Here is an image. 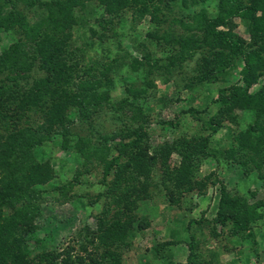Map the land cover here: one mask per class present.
<instances>
[{"label":"rangeland","instance_id":"374dc122","mask_svg":"<svg viewBox=\"0 0 264 264\" xmlns=\"http://www.w3.org/2000/svg\"><path fill=\"white\" fill-rule=\"evenodd\" d=\"M29 1L7 0L3 4L0 0V21L4 17L16 19L7 31L0 26V55L14 42L25 39L18 21L27 20L31 24L44 16L45 9L40 2L50 0H35L28 4ZM154 1L151 3L157 6L158 24L151 23L152 6L146 7L142 18L133 17V7L124 8L104 28L98 24L100 15L102 13L101 19L109 17L99 0H84L81 4L84 6L72 9L82 22L76 21L68 29V47L77 49L75 53L80 54L78 67L81 69L71 72L69 85L76 88L83 76L84 79L96 77L98 83L103 78L108 80L104 89L108 91L109 99L107 103L98 101L102 87L82 91L77 102L89 116L80 124L76 120L73 125L68 124L71 147H61L62 136L59 134H54L49 142L38 148L34 147L35 159L51 164L53 178L49 185L37 186L40 195L35 202L37 212L33 223L38 228L28 238L27 244L31 246L28 253L47 251L59 264L66 254L68 264H264V148L257 145L240 148L236 141V135H243L244 126L253 118L250 110L231 108L220 128L209 135L206 155L198 151L183 160L178 149L172 150L165 167L159 166V159L144 169L130 161L125 169H120L118 181L113 178L101 180L104 161L114 154L111 146L107 150L100 148L102 136L116 129L132 131L141 125L144 137L138 145L145 146L146 154L151 155L182 134L186 137L207 135L210 130L205 127L204 120L218 107L212 103L217 90L225 88L228 92L236 83L240 92L244 85L240 76L242 69L235 67L240 64V57L226 59L224 66L215 64L213 58L217 52L226 53V48H208L210 36L206 35L202 40L204 32L199 27L183 29L176 22H188L191 15L201 10L206 17H213L217 11L216 0H184V4L175 2L174 6ZM241 1L240 5L250 2ZM251 3L264 7V0H252ZM237 16L231 19L233 32L245 41L247 50L264 56V51L258 48L260 39L257 44L251 42L247 37V20ZM148 30L156 31L159 36L168 31L172 37H185L184 51L180 44H155L146 36ZM191 36L196 43L187 40ZM31 48L32 44H28L25 50L29 52ZM148 51L153 59L158 58L157 64L163 65L168 56L182 53L184 57H178V65L169 67V71L163 68L150 72L127 71L125 64L134 58L142 59ZM201 57L210 60L216 73L213 81L198 78L211 74L207 73L208 68L201 66ZM110 62L112 67L106 69L105 65ZM84 66L90 67L88 75L74 79L76 72L84 73ZM43 74L37 58L31 60L23 77L17 78L16 72L1 69L0 113L8 112L9 104L14 101L12 98L16 100L17 93ZM7 76L14 79H7ZM144 80L151 86L146 94L129 98L127 103L130 104H121L124 88H141ZM262 84L251 86L249 91ZM8 94L12 98H8ZM111 103L120 107L113 108ZM76 106L80 108L78 104ZM188 107L196 108L201 120L196 122L188 113H181ZM132 109L138 111L135 112L137 118H132ZM31 118L40 121L37 115ZM0 119L3 118L0 116ZM168 121H177V125L172 127L166 123ZM78 136L90 138L98 145L89 153L88 160L72 149ZM134 151L135 147L128 149L118 159V165L123 164L127 156H134ZM224 192L238 202L221 209L218 198ZM16 203L18 208L20 202ZM250 209L258 213L259 218L249 220L247 211ZM219 211L234 216L238 228H232L229 221L222 224ZM100 220L101 230L98 229ZM115 222L124 227L120 236L113 241L100 240L103 228ZM18 257L20 263L26 258L24 254Z\"/></svg>","mask_w":264,"mask_h":264},{"label":"trees","instance_id":"16d2710c","mask_svg":"<svg viewBox=\"0 0 264 264\" xmlns=\"http://www.w3.org/2000/svg\"><path fill=\"white\" fill-rule=\"evenodd\" d=\"M34 1L30 0L28 4ZM83 1L50 0L40 2V5L44 6L45 9L44 16H41L31 24H28L27 20L25 22L18 21L20 31L25 39L14 42L4 49L0 55V71L1 69H7L9 72H16L17 78L23 77V72L27 71L32 59L37 58L44 71L42 76L31 80L26 89L21 93H17L16 100L8 94V98H12L14 101L9 104L8 112L0 113V116L3 118L0 119V264H59L47 251H41L33 255H29L28 253L31 248L29 243L27 244L28 238L38 228L33 223L34 215L37 212L35 202L40 195V190L37 189V186H47L53 178L51 164L45 160H36L33 150L41 146V144L49 142L54 134L62 136L61 147L63 149L71 147L68 144V132L70 129L67 128L68 124L75 120L77 123L86 121V118L89 116L83 105L77 102L78 95L82 91L98 90V88L102 87L103 89L98 93V101H106L107 103L109 99L108 91L104 89L107 86L108 80L102 78L101 82L98 83L96 77L91 79L86 77L84 79L83 76L82 79L81 75H88L89 66L82 67L83 74L79 72L75 73L74 79H82L78 85H75L76 88L69 85V81L72 79L71 72L73 70L80 71L81 68L79 69L78 67L80 54L75 53L77 49L74 50L68 47V39L70 37L68 29L76 21H79L72 9L78 5L80 8L84 6L81 5ZM99 1L103 5L104 12L107 13V17H109L101 19V13L100 22H98L101 28L106 27V24L110 23L112 17L128 7H133V11L135 12L133 13V17L139 16L142 18L147 10L146 7L152 6V13L149 14L152 20L151 23L158 24L160 22L156 14L157 6L151 3L154 0ZM239 1L242 2L241 0H216L217 11L213 17H206L201 10L195 15H191L188 22L176 20L183 29L199 27L204 32L202 40L204 36H210L208 48H226V53L217 52L216 57L213 58L215 64L224 66L227 64L225 63L226 59H230L232 56L240 57V64L236 65L233 62L232 67L235 65V67H241L240 76L244 85L240 92H238L239 85L236 83L232 85L228 92L224 90L225 88L217 90L218 93L212 99V103L217 104L218 107L210 117L204 120L205 127L210 132L207 135L199 136V134H196L189 137L182 134L173 139L168 145L164 144L151 155H147L145 146L141 147L138 145L144 137L141 125H138L132 131L122 132L118 129L111 131L107 136L101 137L100 148L107 150L111 146L114 151V154L107 157L104 161L102 172L104 176L101 180L105 182L108 178H113L118 181L120 169H125L130 161L136 166H143L144 169L149 167L152 162L154 163L155 159H159V166L165 167L168 155L172 150L178 149L183 160L189 159L192 154L198 151L206 155L209 152L207 148L209 135L220 128L223 118L235 106L250 110L253 114L251 122L244 126V134L240 136V133H238L236 135V141L240 144V148H249L251 145L264 148V84H262V81H264V56H261L256 51L247 50L245 48V41L241 37H238L231 27V19L237 15L239 19L247 20V27L245 26L248 30L247 37L255 44L260 39L261 43L258 45V48L264 51V7L254 5L253 3L250 5L252 0L247 5H240ZM2 2L4 4L7 0H2ZM154 2L174 6L175 2H177V5H181L185 1L165 0L163 2V0H155ZM15 21V18L9 19L8 17H4L0 21V26L4 31H7ZM91 30L94 32L93 29ZM156 33L154 30H148L145 34L148 39L154 40L157 45L161 43L180 44L184 51V44H186L185 37L181 38V35L172 37L168 34V31H163L160 36ZM190 39L191 42L193 41V44L197 41L192 36L187 38V40ZM28 44H32L31 51L29 52L25 50ZM182 50L180 52L183 53ZM182 53L168 56L163 65V63L157 64L158 58L153 59L148 51L143 54L142 59H131L125 66L129 72L137 69L150 72L151 69L156 68H163L165 71H169V67L178 65V57H184L181 56ZM199 60H201V66L205 69L208 68L207 73L211 74L199 75L198 78L213 81L216 73L211 68L210 60L202 57ZM109 67H112L111 62L105 65L106 69ZM106 69L104 70L106 71ZM6 78L10 80L14 79L11 76H7ZM256 84L262 85L255 87L253 91L251 90L252 92L249 91V88ZM149 87H151L150 83L146 80H144V85L141 88L125 87V96L121 98V104H130L127 103L129 102V98L135 99L146 94ZM112 107L119 108L120 105H112ZM132 111V118H137L138 116L135 115V112L138 111L135 109H132ZM181 113H188L196 122L202 118L198 115L199 112L196 108L193 107H188L185 111H181ZM34 115H37L40 121H34L31 118ZM166 123L171 124L172 127L177 125V121L175 123L171 121ZM134 147V156H127V160L119 166L118 159L123 157L128 149L131 150ZM96 148H98L97 143H92L90 138L84 136H78L72 145V149H74L76 154L87 160L91 157L89 153L95 151ZM178 182L179 179L176 183ZM55 189L58 190L59 187ZM16 202H20L18 208L16 207ZM235 202H238V199L236 200L235 197H231L224 192L223 195H219L218 208L222 209L224 206L234 204ZM3 208L6 209L3 211ZM247 213L248 219L252 221L260 216L253 209L248 210ZM218 215L221 217L222 224L229 221L232 228L235 230L238 228V220L231 214L219 211ZM98 223V229L102 228L100 227L102 220ZM103 229L104 231L99 235V239L113 241L120 236V232L124 227L115 222L113 225L111 223L106 225ZM20 254L26 256L22 263H20L18 257ZM78 260H81V257ZM68 261L69 257L67 254L60 260L61 264H68Z\"/></svg>","mask_w":264,"mask_h":264}]
</instances>
